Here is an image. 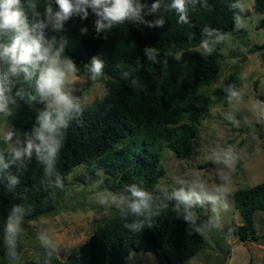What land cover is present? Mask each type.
Listing matches in <instances>:
<instances>
[{
  "label": "trees",
  "instance_id": "1",
  "mask_svg": "<svg viewBox=\"0 0 264 264\" xmlns=\"http://www.w3.org/2000/svg\"><path fill=\"white\" fill-rule=\"evenodd\" d=\"M133 2L138 14L111 25L102 21L108 26L98 28L102 18L91 7L86 15L74 9L57 20L56 13L62 14L58 0H19L16 8L28 35L0 28V53L15 45L18 57L24 46L39 44V53L29 62L14 61L10 52L0 55V81L19 103L11 123L14 148L7 150L0 138V255L9 261L22 245L15 232L6 231L7 225L53 213L60 203V184L78 164L85 165L77 175L82 183L100 170V187L133 203L138 202L133 190L142 192L144 204L139 212L124 207L97 223L64 259L41 242L35 259L26 264H127L131 249L151 252L158 264H179L205 243L200 230L211 219L198 196L184 201L178 194L189 192L181 185L155 186L162 172L159 148L186 156L208 112L209 97L197 89L218 71V36L233 29L242 34L235 18L246 11L238 0H184L183 11L173 7V0ZM253 10L264 13V0H253ZM263 25L261 16L255 27ZM207 40L209 51L195 48ZM252 49L261 51L264 62V40ZM53 56L64 69L68 62L75 65L83 88L103 75L104 93L67 111L44 105L40 79ZM94 60L102 64L98 74ZM237 70L235 65L223 86L212 89L216 97L234 94ZM255 96L264 103V95ZM233 204L240 216L233 230L237 237L257 239L253 213L264 210V179L236 188Z\"/></svg>",
  "mask_w": 264,
  "mask_h": 264
},
{
  "label": "rangeland",
  "instance_id": "2",
  "mask_svg": "<svg viewBox=\"0 0 264 264\" xmlns=\"http://www.w3.org/2000/svg\"><path fill=\"white\" fill-rule=\"evenodd\" d=\"M238 1L246 11L235 18L243 33L233 29L218 36L222 39L218 48L222 56L218 71L210 83L201 84L197 89L209 97L208 112L199 121L186 156H176L167 146L159 148L162 172L155 186L181 185L198 196L211 219L210 226L200 230L204 245L179 264H264V210L255 209L253 213L257 239L240 240L233 231L240 222L233 204V191L264 179V103L255 96L264 95V62L261 51L252 49L254 43L264 40V25L255 27L256 20L264 17V13L253 10V0ZM195 48L206 53L210 42H201ZM59 62L58 57L48 58V70L65 72L60 91L70 97L74 105H82L104 93L103 75L93 77L89 86L83 88L81 74L62 68ZM235 65L238 66L237 89L233 95L219 99L212 89L223 86L227 73ZM51 101L50 95H44V105H51ZM3 104L0 138L6 149L12 150L16 136L11 123L19 103L5 89ZM236 162L237 169L234 168ZM84 167L78 164L65 176L59 186L60 203L53 213L38 215L23 224L7 225L6 231L15 232L22 246L12 261L6 254L0 255V264H26L35 259L41 242L50 245L59 259H64L89 236L97 223L133 205L132 199L99 186L100 170L93 180L82 183L77 175ZM4 243L7 249L5 238ZM127 264L158 263L151 252L131 249Z\"/></svg>",
  "mask_w": 264,
  "mask_h": 264
},
{
  "label": "clouds",
  "instance_id": "3",
  "mask_svg": "<svg viewBox=\"0 0 264 264\" xmlns=\"http://www.w3.org/2000/svg\"><path fill=\"white\" fill-rule=\"evenodd\" d=\"M61 12L56 13L57 20L63 19L65 16L71 14L75 10L85 11L86 7H91L102 20L97 21V27L103 28L112 23H119L125 20V18L136 15L139 12V7L134 5L133 0H58ZM19 4V0H0V28H14L18 32H21L23 36H27L26 25L23 24L21 19L22 13L16 8ZM155 7V5L153 6ZM173 7L178 11H183L184 0H173ZM50 11V9H49ZM86 15V11H85ZM102 21H107L108 25H105ZM11 53L12 59L16 62H29L32 59V54L39 53V44L33 41L31 45H26L23 48L21 54L17 57L15 52V45L11 49H5L4 53L0 55H6ZM39 59H43V56L38 55ZM102 64L98 61L93 62V70L97 74L100 72ZM68 71H75V65L68 62L66 65ZM15 69L13 68V71ZM65 72L62 70L49 69L45 71L40 79V91L45 96H51V105L57 110L67 111L74 105L70 97L60 91V85L63 82ZM4 87L2 81H0V110L3 109L4 104ZM47 126V125H46ZM31 145H29V149ZM19 155V153H17ZM133 196L138 198V202L133 203V211L139 212L141 206L144 204V194L133 190ZM194 193H179L178 196L184 201L191 199ZM146 206V205H144ZM11 230V226H10Z\"/></svg>",
  "mask_w": 264,
  "mask_h": 264
}]
</instances>
